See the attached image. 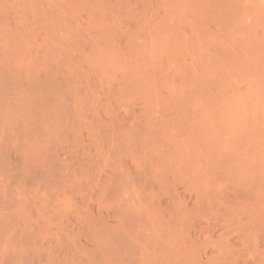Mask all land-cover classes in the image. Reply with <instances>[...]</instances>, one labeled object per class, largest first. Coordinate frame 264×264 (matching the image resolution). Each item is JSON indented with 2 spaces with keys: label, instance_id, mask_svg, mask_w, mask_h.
I'll return each instance as SVG.
<instances>
[{
  "label": "rangeland",
  "instance_id": "374dc122",
  "mask_svg": "<svg viewBox=\"0 0 264 264\" xmlns=\"http://www.w3.org/2000/svg\"><path fill=\"white\" fill-rule=\"evenodd\" d=\"M0 264H264V0H0Z\"/></svg>",
  "mask_w": 264,
  "mask_h": 264
}]
</instances>
